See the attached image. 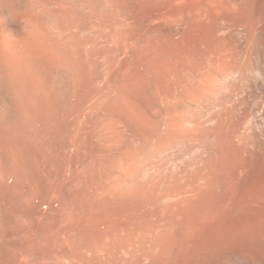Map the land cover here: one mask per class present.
Instances as JSON below:
<instances>
[{
	"label": "rangeland",
	"instance_id": "1",
	"mask_svg": "<svg viewBox=\"0 0 264 264\" xmlns=\"http://www.w3.org/2000/svg\"><path fill=\"white\" fill-rule=\"evenodd\" d=\"M125 3L117 103L0 139V264H226L264 186V0Z\"/></svg>",
	"mask_w": 264,
	"mask_h": 264
},
{
	"label": "bare ground",
	"instance_id": "2",
	"mask_svg": "<svg viewBox=\"0 0 264 264\" xmlns=\"http://www.w3.org/2000/svg\"><path fill=\"white\" fill-rule=\"evenodd\" d=\"M125 1L127 2V0H0V139L6 136L9 138V135L21 137L22 134L31 133L38 119L58 117L66 121L73 118L82 121L83 115L90 116V113H94L97 108L101 109L108 101L111 104V99L112 103L116 102L112 96L117 87L116 75L120 71H117V60L120 59V56L117 59V50H120L117 49L120 47L117 42L121 37L124 44V48L122 46L121 49L125 51L122 54L127 55L129 47L126 43L129 37L132 38V31L130 33L127 31L129 19L126 18L128 15L124 11L129 9L125 8L128 6ZM125 60L123 59L124 62ZM127 61L130 63V58ZM127 77L129 80V74ZM126 82L129 83L124 80V83ZM117 84L119 85V81ZM120 86L122 87L121 84ZM52 109H55L54 112ZM104 114L101 113V117L105 116ZM68 122H65V125ZM50 123L52 122L49 121V126ZM103 123H106L105 120ZM52 124L57 125L56 122ZM100 124L102 128V123ZM124 124L126 126V123ZM104 126L107 129L106 125ZM121 128L123 129V126ZM126 128L128 129V125ZM110 129L118 131L115 127ZM127 129L123 131L126 132ZM47 130L45 132L49 134L51 128ZM97 134H100V131ZM16 144L19 146L17 142ZM197 181L199 183V180ZM200 184L197 186L200 187ZM200 188L202 189V184ZM258 188L257 191L254 189L253 194L249 193V197L246 198L248 200L244 199L243 204L242 199L240 200L238 207L241 209L239 211L237 209L238 212L234 210L236 215L247 210L249 213L240 214L247 213L244 217L248 218L244 220L251 219L244 225L246 221L241 222L243 216L241 219L236 216L238 221L243 223L241 226H244L237 224L239 229L236 230V225L235 231L232 229L234 224L232 228L228 227L231 230L227 231L228 234L223 239L226 246H223L226 249L224 256L226 264H264V186ZM172 192H175V189ZM236 241L239 245L237 244L235 248ZM214 243H217V240ZM212 245L210 243L208 245L210 250L214 247H211Z\"/></svg>",
	"mask_w": 264,
	"mask_h": 264
}]
</instances>
